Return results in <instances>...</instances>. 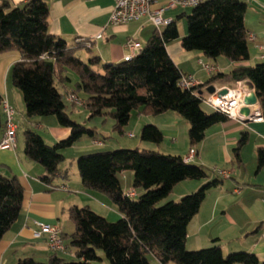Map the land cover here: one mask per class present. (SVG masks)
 <instances>
[{
	"label": "trees",
	"instance_id": "16d2710c",
	"mask_svg": "<svg viewBox=\"0 0 264 264\" xmlns=\"http://www.w3.org/2000/svg\"><path fill=\"white\" fill-rule=\"evenodd\" d=\"M246 8L245 0H204L188 14L183 13L161 30H154L129 60L101 63L98 56L87 61L75 56L77 47H86L84 41L68 47L62 38L50 34L49 7L45 1L27 0L12 6L7 0H0V54H20L10 68V78L22 94L25 116H55L60 126L70 130L65 139L52 145L38 133L24 131V155L44 168L42 180L49 183L58 173L65 159L62 150L84 136L97 134L94 128L72 119L66 111L65 101L74 93L64 94L57 85L70 81L68 71L77 76L74 91L85 95L84 101L79 99L88 111L87 119L108 117L113 121L111 130L119 134L124 133L133 111L152 116L173 111L188 122L189 145H197L207 128L228 120L221 112H206L202 108L204 87L214 82L249 80L264 116V61L236 67L226 74L218 71L203 85L183 88L179 81L184 73L166 50L168 43L179 38L177 22L182 16L186 34L180 45L184 50L200 51L210 59L223 56L231 62L248 59ZM3 102L0 94V140L5 130ZM139 136L141 142L155 145L163 139L162 131L154 124L143 125ZM246 142L247 133H241L233 148L236 158ZM256 160L257 168H262L264 148L257 149ZM189 162L179 155L139 147L78 156L76 166L82 186L105 195L120 217L111 222L87 205L72 206L68 213L74 224L70 245L75 259L65 261L52 254L46 261L25 257L16 264H95L102 261L98 250L104 253L107 264H150L148 254L161 264H264L245 251L224 255L217 244L197 250L186 248L189 222L207 191L221 183L213 178L178 200L167 199L179 182L208 177L203 166ZM126 170L132 172V189L123 191L118 174ZM136 190L141 192L134 199ZM129 191L134 196L130 197ZM23 192L15 175L0 174V239L20 212Z\"/></svg>",
	"mask_w": 264,
	"mask_h": 264
},
{
	"label": "crops",
	"instance_id": "0c3cea01",
	"mask_svg": "<svg viewBox=\"0 0 264 264\" xmlns=\"http://www.w3.org/2000/svg\"><path fill=\"white\" fill-rule=\"evenodd\" d=\"M7 1L10 5L17 6L27 0ZM43 1L49 7L50 34L62 38L68 47H76V42L81 39L90 40L89 48L77 47L76 49V51H86L87 60L92 56H98L101 63L120 62L124 55L138 52L128 48L129 40L138 42L142 47L152 32L158 30L147 17L121 25L108 24L109 14L115 4L114 0H53L50 4L46 0ZM245 1L247 8L244 26L247 33L255 35L253 41H248V59L231 62L223 56L210 59L200 51L184 50L180 45V39L186 34V29L177 22L179 38L168 43L166 50L182 73L192 75L204 83L212 74L205 72L200 62L217 65L219 72L226 74L236 67L253 66L264 61L260 58V55L264 54V0ZM162 2L160 1L159 5ZM185 9L178 7L165 10L163 18L174 20L185 13ZM181 18L182 16L179 19ZM163 26H160L159 30ZM19 59L20 54L17 51L0 54V94L17 114L15 148L0 149V174L15 175L24 189L20 212L0 239V264H16L19 259L25 257L46 261L52 254H56L65 261H71L75 259V255L74 248L70 245V235L74 231V224L68 213L70 207L87 205L104 217H120L116 207L105 195L82 186L76 166L78 156L108 150L106 139L113 138L111 134L109 135L113 121L108 117L88 120V111L83 105L65 101L69 106L66 111L70 117L76 115L80 119L79 123L94 128L97 134L94 137L84 136L71 147L62 150L61 153L65 159L59 165L58 173L49 183L44 182L42 180L45 174L44 168L24 155L23 133L27 129L32 130L41 135L46 143L52 145L65 139L70 130L60 126L53 116L30 118L25 116L22 94L9 83L10 68ZM238 82H240L239 86L248 91L250 81L247 79L214 82L210 85L219 89L235 87ZM57 87L64 94L73 92L76 97L82 101L85 100L82 92L74 91L66 84H58ZM170 112L173 111L152 116L133 111L130 120L133 116V125L136 130L141 129L145 124H154L162 131L163 137L167 135L172 142H175L178 139L177 125L181 123L180 126L184 127V131L188 130L189 125L187 121V123H182L178 115ZM20 130L22 133H19ZM165 132L167 134H164ZM241 133H247V142L242 146L236 158L233 148ZM98 141H101L100 145ZM161 144L141 142L140 147L161 152ZM183 145L184 150L181 153L171 152L172 155L184 157L193 148L195 155L189 163L201 165L206 170L211 169L212 171H207L208 177L205 179L179 182L167 199H172L174 190L178 186L180 187L179 197L196 191L208 180L213 178L221 180L219 185L207 191L198 212L189 222L186 230V248L197 250L217 244L224 255L230 252L245 251L254 254L259 261L264 262V205L261 201L264 194V166L258 169L256 160L257 149L264 148V118L243 122L228 119L207 128L204 138L195 146L189 145L186 135ZM161 153L165 154V152ZM73 165L74 169L70 172L69 167ZM216 168L227 171L228 177L218 176ZM123 173L124 171L120 172L118 178L122 190L125 191L120 178ZM190 190L193 191L189 192ZM36 221L58 225L61 228L64 243L62 251H50L46 235H35L39 229L35 224ZM148 260L150 264H161L154 256Z\"/></svg>",
	"mask_w": 264,
	"mask_h": 264
},
{
	"label": "built area",
	"instance_id": "2783aa9c",
	"mask_svg": "<svg viewBox=\"0 0 264 264\" xmlns=\"http://www.w3.org/2000/svg\"><path fill=\"white\" fill-rule=\"evenodd\" d=\"M163 1L161 5L159 2ZM204 0H114L115 4L111 10L108 17V24L111 25H121L128 23L130 21H136L143 17H147L155 27L159 30V27L170 23L172 20L164 19L163 12L165 10L174 9V8H192ZM255 35L248 32L247 41H253ZM78 41H84L86 47L90 46L89 41L83 39ZM128 48L134 50H140L141 46L136 41L129 40L127 42ZM133 52L127 55H124L123 60H129L133 56ZM261 59H264V54L260 55ZM202 68L208 74H215L219 71L217 65L200 62ZM179 84L183 88H193L204 83L195 79L192 75L182 74ZM240 82L237 83L235 87H221L215 89L214 92L208 93L204 90L202 103L212 110L221 112L226 115L228 119L245 121L246 116L240 114V108L243 107V99L246 94L241 86ZM225 88L226 93L220 94V90ZM68 101H72L78 105L82 104L80 99L74 94H70L67 97ZM261 103L257 100L256 106H251L252 114L249 117L251 121L253 120H262L264 118ZM3 112L5 115V130L2 139L0 140V149H14L15 148V124L13 122V116L15 114L14 109L6 102H3ZM132 136V134H129ZM99 145L101 142H97ZM195 155V150L191 148L187 155L183 157L185 161H190ZM215 171L222 178L228 177V172L225 170L215 169ZM63 188V186H61ZM128 195L134 196L133 191H129ZM262 204L264 205V194L262 196ZM35 224L38 226V231L35 232V235L39 236L40 234L46 235V242L48 249L52 252H59L64 249V243L62 240V230L58 225H51L43 222L36 221Z\"/></svg>",
	"mask_w": 264,
	"mask_h": 264
},
{
	"label": "rangeland",
	"instance_id": "374dc122",
	"mask_svg": "<svg viewBox=\"0 0 264 264\" xmlns=\"http://www.w3.org/2000/svg\"><path fill=\"white\" fill-rule=\"evenodd\" d=\"M48 2V4H50L53 0H46ZM63 1H66V0H63ZM191 11V8H186L185 9V13L188 14L189 12ZM179 25L182 24L185 29H186V22H185V18L182 17L181 19H179L178 21ZM131 24H135V22H131ZM150 27V25H149ZM80 52V53H79ZM86 54L87 52L84 51V50H77L75 52V56H77L78 58H80L82 61H87L86 59ZM68 77L70 79V81L68 83H66V86L69 87V88H72L74 89L75 87V83L77 82V76L72 72V71H69L68 72ZM9 83H11V78L9 76ZM69 102V101H68ZM72 102V101H70ZM74 103V102H72ZM68 104L66 103V108ZM202 108L204 109V111L206 112H211L212 109H210L209 107L205 106V105H202ZM15 111V109H14ZM170 113H173L174 115H178L177 113L175 112H170ZM16 117H17V114L15 113L14 116H13V122L14 124H16ZM55 117V116H53ZM179 117L180 121H182V123H187L185 119H183L181 116H177ZM72 119L74 120H77L78 122H80L79 118L75 115L71 116ZM133 116L130 120V122H128V124L124 127V133L123 134H119L118 132H114L110 129V132H109V135L111 134V136L113 137L112 139L111 138H107V146H108V150H114V149H117V148H135V147H139V148H142L140 147V129L139 130H136L134 128V125H133ZM182 125L181 123H179V125H177L178 127V131H177V141L175 142H172L171 139H169V137L166 135L165 137H163L162 141L160 143L161 146V152H165L166 153H171V152H182V150H184V139L187 135V131H184V127L180 126ZM132 133V136H129L128 133ZM167 132V131H166ZM164 133V134H167V133ZM19 133H22V130L19 131ZM183 140V141H182ZM118 142V143H116ZM159 143V144H160ZM112 144H114V146H112ZM117 144V145H115ZM173 150V151H171ZM172 154V153H171ZM70 169V172L73 171L74 169V165L73 166H70L69 167ZM216 169H220V168H216ZM206 171L210 172L212 171L211 169H207ZM216 173V172H215ZM217 174V173H216ZM218 175V174H217ZM121 178V181H122V186L124 188L125 191L127 190H130L132 189L131 187V180H132V172L131 171H124V173L122 174V176L120 177ZM179 189L180 187L178 186L175 190H174V193H173V197H172V200H178L180 198V196L178 197V194L180 193L179 192ZM139 191L140 190H136V198H138L139 196ZM193 190H190L189 192H192ZM189 194V193H187ZM182 197V196H181ZM107 220L111 221V222H114L116 221L119 217H116V216H109V217H106ZM98 255L101 256L102 258V261L100 262H96L95 264H107V260L105 258V255L104 253L101 251V250H98ZM148 258L152 257L150 254L147 255Z\"/></svg>",
	"mask_w": 264,
	"mask_h": 264
},
{
	"label": "water",
	"instance_id": "95a60500",
	"mask_svg": "<svg viewBox=\"0 0 264 264\" xmlns=\"http://www.w3.org/2000/svg\"><path fill=\"white\" fill-rule=\"evenodd\" d=\"M205 91H207L208 93H212L215 91V87L213 85H210L208 87H206ZM220 94H224L226 93V89L223 88L220 91ZM257 95L254 91L253 85L251 82L248 83V91L246 92L244 99H243V107L240 108V114L243 116H246L245 121H251V119H249V117L252 114L251 111V106H256L257 104Z\"/></svg>",
	"mask_w": 264,
	"mask_h": 264
}]
</instances>
